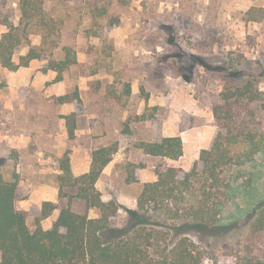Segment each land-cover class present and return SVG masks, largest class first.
<instances>
[{"label":"rangeland","instance_id":"1","mask_svg":"<svg viewBox=\"0 0 264 264\" xmlns=\"http://www.w3.org/2000/svg\"><path fill=\"white\" fill-rule=\"evenodd\" d=\"M93 3L107 8L105 17L99 18ZM10 6L12 22L17 24V7ZM251 8H264V0H65L54 8L49 5L62 18L68 17L62 43L73 47L77 65L64 73L61 82H43L41 75L36 80L34 73L31 83L20 89L8 88L6 78L12 71L0 66V83L5 85L0 88V174L9 180L16 173L20 183L29 182L30 188L23 185L29 196L35 189L32 184H41L40 197L28 202V196L18 203L19 209L30 210L28 228H36L44 200L54 201L57 209L39 222L43 229L52 226L54 215L68 206L67 197L72 210H84L67 183L62 185L66 197L59 198L60 163L64 155L70 160L74 150L83 148L86 153L101 146V141L68 137L63 117L71 114L69 108L76 110V130L87 123L84 105L93 111L116 113L107 118L119 131V139L112 143L118 142L119 153L129 160L114 166L109 180H101L96 189L102 200L113 199L120 205L117 226L128 221L124 210H136L141 191L140 184L127 182V165L142 162L146 174H155L159 165L189 171L200 153V146L194 148L190 140H186L185 157L175 164L145 156L134 144L178 136L183 127L184 131L194 128L201 132L209 148L218 131L212 108L221 103L226 75L235 82L238 74L232 71L238 69L241 76L253 77L254 88L264 91V19L246 22L245 14ZM5 31L0 26V37ZM31 39L34 45L40 42L36 36ZM26 51L17 49L14 61ZM46 64L45 59L35 60L31 69L46 74L42 70ZM73 93L80 100L66 104L67 110L56 101ZM93 102L98 105L89 104ZM122 108L128 111L123 122L117 114ZM124 127L128 134H122ZM30 129L35 130L36 139H14ZM16 146L41 148L56 164L40 173H17ZM227 171L231 178H226L238 187L222 208L214 233H186L206 251L205 264H230L226 258L230 253L264 258V231L255 235L249 231L255 211L264 204V157ZM89 216L95 214L90 211Z\"/></svg>","mask_w":264,"mask_h":264},{"label":"trees","instance_id":"2","mask_svg":"<svg viewBox=\"0 0 264 264\" xmlns=\"http://www.w3.org/2000/svg\"><path fill=\"white\" fill-rule=\"evenodd\" d=\"M65 0H0V26L6 31L0 37V66L8 71L26 68L32 61L45 59L43 71H53L52 81H63L64 73L77 65L74 49L62 43L65 23L54 8ZM69 2V1H67ZM99 1H97V4ZM93 3L100 19L107 8ZM15 5L18 23L12 22ZM92 21H96L90 16ZM264 19V8H251L246 22ZM40 42L34 45L31 37ZM27 48L18 62L14 55ZM220 93L221 103L212 108L218 128L211 145L199 153L189 171L175 166L155 168L156 181L143 184L136 198V210L126 209L128 221L115 224L120 205L115 200L104 201L96 189L103 169L119 151V143L94 150L89 171L73 176L70 160L64 155L58 179L59 198L66 197L63 183L74 188V198L83 206L77 212L68 206L59 211L51 228L44 230L39 222L57 209L55 203L44 202L31 231L27 226L30 211L18 208L29 192L20 185L14 173L9 180L0 174V264H205L206 251L187 232L214 233L222 208L238 187L229 174L231 168H241L264 157V91L254 88L253 77L232 71ZM0 83V88L4 87ZM77 93L57 97L60 104L79 102ZM67 134L74 138V113L63 117ZM181 128V132H184ZM128 128L122 134H128ZM143 155L176 161L183 155L181 137H164L158 141L134 144ZM142 162L125 167L128 183L140 182ZM229 178H226V176ZM250 182V181H248ZM92 211L95 217H90ZM252 235L264 231V204L254 213L249 225ZM230 264H264V258L251 253L227 254Z\"/></svg>","mask_w":264,"mask_h":264},{"label":"crops","instance_id":"3","mask_svg":"<svg viewBox=\"0 0 264 264\" xmlns=\"http://www.w3.org/2000/svg\"><path fill=\"white\" fill-rule=\"evenodd\" d=\"M33 63L34 61L30 63L29 67L20 68L16 72H10L6 78L8 88H12V86L17 89L26 88L31 83V79L34 73H35L34 77L36 80L40 79L38 75L43 76V82L54 80V78L56 77L55 72L49 70L46 72V74H42L40 71L31 69V66ZM112 103L113 102H111V104ZM89 104H92L94 106L98 105L97 102H93ZM103 104H104L103 107H106V103H103ZM63 107L64 109L68 108L66 104H64ZM84 108H86V110L84 111V116L86 118L87 123L84 129H80V127L78 126L75 136L78 138L83 137L85 140H90V141L99 140L101 141V144H100L101 146L93 148L92 150L88 149V152L86 153L83 148H80V149L74 150V152L70 154V168H72V170L74 171L75 177L85 174L89 171L91 153L94 150L108 146L109 144L112 143V141H117L119 139L118 137L119 131L115 128L114 124H111V122L107 120V118L111 117V115H116L115 112H111V110L110 111L104 110L102 112H99V111L97 112V111L91 110V108H89V106H86V105H84ZM73 112L75 113L76 110L71 109V108L68 109V113H73ZM117 114L120 120L123 122L127 119L128 111L122 108V112L118 111ZM97 116H98V119H97ZM29 126L31 128L32 124H30ZM26 128L25 127L21 128V130L25 133ZM33 132H35V130L30 129L27 135L20 134L19 136H16V137L13 136V137H15L14 139L16 140L19 139V137L20 139L33 140V139H36V136H37V135H34ZM11 135H14V134H11ZM178 135L181 137L182 143H183V155L182 157L178 159V162H180V160H182L185 157L186 140H190L191 146H194V148H196L199 145L200 146V149H198L199 152L200 150L208 149L209 143L208 145H205V143L207 142V139L201 134V132L197 131L194 128L184 131L182 133H178ZM171 136L172 135H164L163 138L171 137ZM15 148H16L15 149L16 150L15 151L16 152L15 166H16L17 173L21 172V173H26L28 175L35 174L37 172L40 173L46 170L47 167L52 168V165L54 166L56 164V162L54 163L52 162L51 154L45 153V150L41 148H38L35 150H25L24 147H20V146H16ZM128 160L129 158H126V156L125 157L122 156L118 151V153L114 155L112 161L109 162L106 165V167L103 169L102 174L96 183V187L98 188V184L99 182H101V180H109V176L112 174L114 166H118V164L119 165L122 164L121 162L128 161ZM165 160L172 164H175L177 162V160L176 161L168 160V159H165ZM55 169H58V168L55 167ZM155 181H156V175L154 174V172L151 171L150 173L146 174V170L144 169L140 173V182L138 184H140L142 188L143 184L152 183ZM24 184L29 186V188L31 187V184H29V182H26V181L23 182V180H21L20 185L23 187ZM33 187L35 189H33V191L31 192L28 198V202L35 200L34 198L37 199L42 194V192L40 191L41 184L39 182L35 183L34 185L32 184V188ZM122 197H125V196H122ZM23 202H25V200L20 203H23ZM44 202L55 203L54 201H46V200H44ZM21 210L26 211V212L30 211L28 207H24ZM58 214L59 212H57L56 215H54L53 221H55ZM50 226H47L44 230L51 228Z\"/></svg>","mask_w":264,"mask_h":264}]
</instances>
